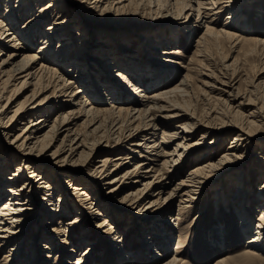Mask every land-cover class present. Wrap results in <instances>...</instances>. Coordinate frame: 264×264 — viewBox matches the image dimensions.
Here are the masks:
<instances>
[{"label":"bare ground","instance_id":"1","mask_svg":"<svg viewBox=\"0 0 264 264\" xmlns=\"http://www.w3.org/2000/svg\"><path fill=\"white\" fill-rule=\"evenodd\" d=\"M44 1L0 0V264H19L23 255L31 256L36 264H54L51 252L56 243H66V236L81 227L80 243L84 245L91 224L100 216H105V221L96 222V228L108 237L116 229L115 215L119 217L115 206L122 207L124 202L140 210L134 216L139 223L130 222L129 231L113 241L120 264H188L179 244L170 247L173 228L179 225L182 214L202 199L207 187L218 190L216 208L222 203L227 212L234 210L241 232L246 236L252 233L244 257L264 260V183L254 198H250L249 184L251 170L257 177L264 174L257 172V167L264 165V144L257 143L252 130L264 124V101L257 103L255 90L242 91L236 86L239 81L231 72L234 62L225 58L220 80L213 69L201 73L205 87L218 91V100L225 108L212 109L207 120L200 119L181 100L192 79L189 73L174 69L184 64L175 60L181 51L169 46L184 38L203 60L209 57L205 49L221 40L231 41L234 47L244 43L249 54H264V37L251 33L255 30L244 11L255 0ZM84 3L87 7L82 9ZM147 8L164 12L168 18L158 23L167 25L164 30L169 34L145 38V32L134 30L130 23H115L104 28L107 37L99 38L102 27L88 20L96 10L121 19L125 11ZM224 12L228 16L218 29L214 23ZM260 12L264 14L262 8ZM22 22L25 24L19 28ZM240 23H245L242 32H233L231 29ZM77 40L81 43L72 59ZM37 42L41 46L32 53ZM112 79H116L114 83ZM29 88L31 93L15 103L16 96ZM65 97L70 98L65 101ZM105 99L110 102L101 107ZM243 109L251 112L244 115ZM198 130L202 131L200 138L191 143ZM230 133L236 135L226 146ZM207 136L212 139H205ZM54 146L49 155L53 163L43 155ZM10 151L18 155L11 159L12 164L8 161ZM97 153L105 155L91 171ZM201 157L206 161L174 182L185 159L198 162ZM251 159L254 166L248 169ZM43 163L55 171L37 167ZM153 163L159 169L152 167ZM13 166V172L7 174ZM79 171L87 179L79 177ZM232 189L234 196L229 195ZM125 190L129 191L121 197ZM176 202L177 213L173 210ZM257 203L260 213L255 221L253 205ZM73 212L76 216L68 221ZM152 215L155 218L149 217ZM137 227L142 234L133 253L129 244L137 236ZM34 229L36 236L27 245ZM213 229L216 239L211 245L222 248L225 229ZM90 246L82 254L86 258L80 255L75 264H86L92 257L94 242ZM5 248L9 253L2 258ZM76 248L72 251L79 250ZM233 260L226 257L215 264H232ZM32 263L29 259L26 264Z\"/></svg>","mask_w":264,"mask_h":264},{"label":"rangeland","instance_id":"2","mask_svg":"<svg viewBox=\"0 0 264 264\" xmlns=\"http://www.w3.org/2000/svg\"><path fill=\"white\" fill-rule=\"evenodd\" d=\"M48 1L50 0H45L43 3H47ZM260 1L261 0H255L251 5L250 4L246 5L244 8V11L245 13H248L247 20L250 22L252 21L253 25L251 27L255 30V33L253 32L251 33L255 34L256 36L264 37V14L261 15V12H260L261 8L264 11V3L261 4ZM83 6L84 7L82 9L87 7L85 3L83 4ZM39 9H40V6L38 7V10ZM155 9L156 8H147L145 10L130 9L129 11H125V13L122 14L123 16L121 17V19H119L118 17H114V15L109 16V14L108 15L100 14L99 10H96L89 14L88 20L91 22V24L102 27L101 32H99L98 28L96 29L94 28L96 32H99L101 34L99 38L103 36L107 37V35H103L104 33H106V32H103L104 28H108L114 25L115 23H121V24L130 23L128 25L133 27L134 30L138 32L139 31L145 32V36H144L145 38H148L149 36L154 37V35L169 34V31L164 30L167 28V25L161 26L158 23V21H161L163 20V18H168V17L163 16L164 12H161V13L155 12ZM24 11L25 9L23 8L20 12L21 18L25 15ZM227 16L228 14L226 12L219 15L217 17V20L214 23V26L217 27L218 29H221L225 23ZM53 18L56 19V17H53ZM83 18L86 19L85 17ZM25 22L19 23V28L22 27L25 24ZM193 22H194V19H193ZM244 26H245V23L236 24L235 27H233L231 30L233 32L240 33L242 32L241 30L244 28ZM45 27L47 26L45 25ZM175 33L178 35V32H175ZM179 39L180 38H178V41ZM94 42L96 43V41H93V43ZM79 43L81 42L77 40V42H75L73 46V49L71 50L70 57H72V59H74V55L77 50V47L80 45ZM214 43L209 45L205 49L204 52L210 58L206 57L204 60L202 59V57H199V56L197 57L195 55L194 53L195 49H193L190 46V44L187 45V42L186 40H184V38H181V40L178 43H175V45H169L170 47L172 46L175 50L178 49L181 51L179 58L175 60L176 62H183L184 64L183 65L184 67H182L181 64L177 66L175 65L173 66L174 69L181 70L180 74L189 73L192 79L191 87H189V92L186 93L184 98L181 100L184 103L186 102L187 105L189 104L188 106L191 107V110L193 111L195 110L196 116L202 120H207L208 113L212 109H216V110L223 109L224 110L225 104L221 102L220 100H218V97H219L218 91L214 90L213 92V90L211 91L209 87H205L204 85L205 76H203L201 73L204 70H205L204 72H210L213 69L215 71H213L212 73L214 74L215 72L214 74L216 76L215 78L220 80L224 72V69L221 68V66L224 64L226 60L228 61V63L234 62L233 65L231 66L232 67L231 72L235 73V80L239 81L236 86H239L242 91L255 90L254 97H257V103H259V101L260 102L264 101V54H259V53L249 54L250 51L247 53L249 46L244 45V43H241L235 47L232 44V42L228 40H221L218 43L217 42H214ZM40 46H41L40 42H37L32 50L33 51L32 53H35L37 50H39ZM192 56H194V61L191 62ZM54 65H55V62L50 63V66H54ZM185 67L186 68L188 67V68L186 69ZM203 67H205L206 69ZM65 68L69 69L70 67L69 65H67ZM220 71H223V72H220ZM179 77H177V79ZM105 80L107 79H103L102 81H105ZM114 80L116 79H112L113 83H114ZM135 83L137 82L135 81ZM114 85H118V82L115 83ZM255 85H257V87H255ZM31 89L32 88H29L26 91H23L20 94H18L16 96L17 99L15 103L24 100V98L28 94L31 93L32 91ZM129 92H130V88H129ZM6 94L7 93H5V95ZM223 97L224 96L222 95L221 98ZM68 98L70 97H65V101L68 100ZM109 102L110 101H108V99H105L101 107L108 106ZM121 103H123V105L125 106H128V105L130 106L129 102H126V104L125 102H121ZM183 105H186V104H183ZM246 109H243L242 111L244 112V115H247L251 112V110H246ZM66 110H68V108L64 109L63 111H66ZM246 118L247 117H245V119ZM29 120H30V116H28L24 122L25 123L29 122ZM165 121H167V119ZM169 123H172L174 125L176 124V121H170ZM81 130H84V129L81 128ZM252 130L254 132L253 135L256 137L257 143L264 144V124L256 128H253ZM201 133L202 131L198 130L197 133L193 135L190 142L193 143V142L198 141V139L201 136ZM235 135L236 133H230L226 136V138L224 137L226 140V146L229 145V143H232L233 136ZM205 139L210 140L212 138L207 136ZM57 144L58 143H56L55 146ZM55 146L51 148L50 151L45 153V155H43L45 156L43 159L47 158L53 163L55 162V160L51 158V156H49L53 152V150L56 148ZM198 147L202 148V145ZM9 154L10 155H9L8 161H10V163L12 164L13 161L11 159L13 160L17 159L18 155L11 151ZM103 155L105 154H100V153L95 154L93 162L91 163V167L89 168L91 171L98 164V161L102 158ZM194 158L185 159V161L182 163V165L178 169V173H177L176 178L174 179V182L178 179L187 177L190 170L193 167H195L197 163H203L206 161V159H202L201 157L198 162H195ZM144 159L145 158H141V160H144ZM138 160H140V158ZM146 161L150 162L149 160H146ZM252 165L254 166L253 159H251L247 168L249 169ZM39 166L48 167L51 170L55 171L54 168H52L51 166H48L45 163L38 164L37 167ZM153 166H156L155 168L159 169V166L156 165V163H153L152 167ZM14 168L15 166H13L11 171L7 174H10L11 172H13L12 170H14ZM257 172L263 173L264 165L257 167ZM251 173H253L252 174L253 177L251 178L249 182L250 193L252 196V197L250 196V198H254V195H259L258 191L260 190V186L264 183V174L261 177H257L256 174H254V169L251 170ZM77 174L79 177L87 179L84 176V173L82 171H79ZM7 176L9 175H6L5 177ZM64 178H65L64 185L68 186L69 180H66L67 179L66 177ZM237 178H238V174L235 176L234 179L236 180ZM147 180H149V178ZM230 182L231 181L226 182L225 187H227ZM128 191L129 190H125L121 194V197L124 194H126ZM217 191L218 190L216 188L207 187L206 190L204 191V195L202 196V199L197 201L195 205L193 204L194 207H191L190 212H184L182 214L181 216L182 220L179 222V225L176 228H173L175 233L173 234V239L171 240L170 247L173 248V247H176V244H179L181 246L180 254H182L183 258L188 262V264H215L220 259H223L226 257H231L235 259L232 261V264H264V260L257 259V261H255V260H250L244 257L248 249L247 240L249 239L247 238H249V236L252 237V233L249 234V236H246L241 232L239 219L233 218L234 216L236 217V215L234 214V210L231 211L230 209H227L229 210V212H227L226 208L224 207V205H222V203L220 204L219 209L216 208V204H217L216 194L218 193ZM235 193H236L235 189H232L229 195L234 196ZM57 196L58 194L55 195V201H56ZM104 199H108V198L106 197ZM94 202L98 203V201H96L95 199H94ZM115 203L118 204L116 201ZM177 204L178 203L176 202L174 209H173L175 213H177L178 211ZM123 205L124 206L122 207L118 205L115 206V210L118 211L119 217L117 216L118 214L116 213L117 214L115 215L116 223L114 225L116 229L113 231L112 235L110 234L108 237L107 236L105 237L104 235L99 233V231L97 230L96 222L101 223L105 221V216H100L98 221L95 220V223L91 224V231L89 232V235L86 241L87 243L84 242L85 243L84 245L80 243L82 233H83L81 227L77 228V231L71 233L69 236H66V240H67L66 243L57 242L56 243L57 246L51 252V255L53 258L51 259L52 263L54 264H75L76 259L80 257V255L84 254L83 253L84 251L90 249V247H92L90 245H92V243L94 242V247L91 251V255H92V257L90 258L91 260L87 258L86 264H120V261L117 258V255L114 253L115 249L112 248L114 245L113 241L118 234L119 235L122 233L126 234V232L129 231L128 229L130 227V222L132 223V221H137L134 223H139L138 222L139 218H135L134 216L136 215L137 212H139L138 210H140L139 209L140 207L133 208L132 206H129L128 203H125V202ZM159 206L158 205L155 206V209L159 208ZM253 207L255 208L253 219L256 221V218L258 217V214L260 213V209H257L259 207V203L254 204ZM71 209H72L71 211L74 210L73 207H71ZM151 212L152 211L148 212L147 214H150ZM153 214H156V212H153ZM74 216H76V214L74 212L71 213L68 217V221L73 219ZM149 217L155 218V216L153 215ZM108 219H111V217H109ZM173 219H176V216L173 217ZM42 223L44 224L45 221ZM216 226L221 227V229L223 228L225 229L223 238L221 240L225 242V245L222 248L218 246L214 247V245H211L212 241L214 240L215 242V239H216L214 237L216 235L214 236L212 235V231L214 230L213 228H215ZM135 233L137 234L136 238H132V241H130V244L128 242L126 243V246H128V244H129V247L131 246L132 251L130 250L129 251L133 253L135 252L134 250L138 248L137 241L140 239L141 234H142L141 227H137L135 229ZM35 236H36V229L32 230V233H31V236L29 237V241L27 242V245L32 242L31 240ZM42 243H43V240H42ZM76 246L79 250H77L76 252H73L72 248L74 247L76 248ZM8 251H9V248H5L1 252V257L3 258L6 254H8L9 253ZM83 256L84 255H82V257ZM83 258H86V257L84 256ZM29 259L33 262L32 264H36L33 261V259H31V256H28V255L27 256L25 255V258L23 255V259L21 262H19V264H26L27 262H29ZM92 260L94 262H92ZM133 262L134 263L130 261V262H127L126 264H136L135 261ZM48 264H51V263H48ZM153 264H156V262H154Z\"/></svg>","mask_w":264,"mask_h":264}]
</instances>
